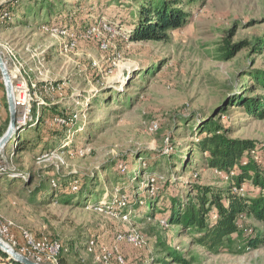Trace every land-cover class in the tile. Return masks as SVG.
Listing matches in <instances>:
<instances>
[{"label": "rangeland", "instance_id": "1", "mask_svg": "<svg viewBox=\"0 0 264 264\" xmlns=\"http://www.w3.org/2000/svg\"><path fill=\"white\" fill-rule=\"evenodd\" d=\"M11 3L9 19L1 8ZM134 10L137 0H0V21L9 19L0 24V57L12 96L20 86L31 109L23 119L16 108L15 128L0 149V229L10 231L0 240L34 264L62 257L106 264L103 255L107 264H158L160 236L191 264H264V245L212 255L186 246V238L171 242L176 229L164 219L171 196L184 199L190 185L223 187L227 180L198 160L202 120L218 114L231 139L253 142L251 158H264V120L232 106L219 112L253 87L249 74L264 70V51L241 46L228 60L215 51L226 41L236 50L264 40V0H203L188 9L182 29L156 42L130 40ZM66 105L75 112L69 123L50 121L43 110ZM45 113L47 122L36 127ZM9 121L0 72V139ZM75 177L80 191L68 186ZM238 223L264 231L250 219ZM18 231L56 244V252L23 250ZM129 235L139 236V245L126 242Z\"/></svg>", "mask_w": 264, "mask_h": 264}, {"label": "trees", "instance_id": "2", "mask_svg": "<svg viewBox=\"0 0 264 264\" xmlns=\"http://www.w3.org/2000/svg\"><path fill=\"white\" fill-rule=\"evenodd\" d=\"M201 1L203 0H137V10L131 13L135 25L133 34L129 37L130 40L134 42L161 41L168 33L182 29L190 17L188 9ZM1 9L9 16V19L12 17V3ZM73 16H65V19L75 21V25H88L87 22L82 23L80 18L76 20ZM7 20L0 21V24L6 23ZM61 21L64 19L62 18ZM238 46L236 50H232L226 41L221 48H216V55L219 59L228 60L241 46L250 47L252 53H261L264 51V40L255 39L252 43H243ZM249 77L254 84L253 87L245 86L244 92L232 97L225 108L219 111L220 114H226L227 108L232 106V108H241L246 115L256 120H264V70H253ZM257 87L263 93L256 95ZM43 110L53 115L50 121L58 118L69 123L75 115L74 107L70 105L59 106V108L51 106L48 109L43 107ZM46 113L43 116H37L36 127L47 122ZM196 131L198 137L194 147L200 155L198 160L206 168L224 174L227 180L223 187L190 185L184 199L171 196L170 205L167 208L169 214L164 217L165 223L176 229L172 232L170 241L175 243L180 237L186 238L188 242L186 246L190 244L193 247L205 249L212 255H218L224 251L229 254H242L245 251L261 248L264 245V231L261 232L260 229L248 231L238 221L239 219L253 220L264 230V164L261 161L264 159L263 156L260 158L261 162L253 160L250 155L257 151L254 143L231 139L228 135L229 130L222 124L218 114L202 120ZM38 133L40 134L37 140L45 137L46 133L42 131ZM22 143L25 142L22 141ZM182 167L187 168V164H183ZM69 185L77 187L78 191L82 186L77 177L71 180ZM244 185L250 187L251 194L240 192ZM62 189V184L57 183L56 190L60 193ZM254 192L257 194L254 195ZM125 195L128 198V195ZM19 233L23 239L22 233ZM29 236L31 237L30 234ZM39 239L34 240L39 241ZM157 246L161 249L160 258L156 260L158 264L192 263L184 258L181 250L167 246L162 236L158 238ZM64 251L62 245L60 254L63 255ZM166 260L169 262H165ZM6 263L18 264L0 251V264ZM58 264H68L67 259L65 257L58 259Z\"/></svg>", "mask_w": 264, "mask_h": 264}, {"label": "water", "instance_id": "3", "mask_svg": "<svg viewBox=\"0 0 264 264\" xmlns=\"http://www.w3.org/2000/svg\"><path fill=\"white\" fill-rule=\"evenodd\" d=\"M0 72L2 74L4 85H5V89H6V98H7V103H8L9 115H10V121H9L8 130L5 133V135L0 139V149H1L2 146H4V144L8 140V138L11 136V134H12L14 128H15V125H16V107H15V104H14V96H12V94H11L10 77L8 75V72L6 70L5 64H4V62H3L1 57H0ZM0 251H2L10 259H12L13 261H15L17 263H20V264H34L33 262H31L27 258L23 257L22 255L18 254L14 250H12L8 245L3 243L1 240H0Z\"/></svg>", "mask_w": 264, "mask_h": 264}, {"label": "bare ground", "instance_id": "4", "mask_svg": "<svg viewBox=\"0 0 264 264\" xmlns=\"http://www.w3.org/2000/svg\"><path fill=\"white\" fill-rule=\"evenodd\" d=\"M26 103H27V105H28V102H27V100H26ZM14 104H15V100H14ZM26 113H30V107L29 106H27V108H26ZM3 225V224H2ZM5 227H7V226H5ZM10 227V226H9ZM8 228V227H7ZM0 233H3V229L1 230L0 229ZM23 234H27L28 236H29V234L28 233H26V232H23ZM30 237V236H29ZM31 238V237H30ZM141 240V239H140ZM125 241L126 242H128V243H130V244H132V245H134L135 247L137 246V245H139V243H140V241H139V236H137V235H129V236H127L126 238H125ZM30 245H31V247L33 248V249H35V250H39V249H42V248H46L47 250H49V252L51 253V254H53L54 252H56V250H57V245L56 244H53V245H47L45 242H44V244H39V241H36V240H34V239H32L31 240V242L29 243V253H30ZM141 245V244H140ZM11 248V247H10ZM92 248V247H91ZM101 256V255H100ZM101 259L102 260H104L105 262H106V264H107V262L109 261L108 260V257L107 256H105V255H103V256H101Z\"/></svg>", "mask_w": 264, "mask_h": 264}, {"label": "built area", "instance_id": "5", "mask_svg": "<svg viewBox=\"0 0 264 264\" xmlns=\"http://www.w3.org/2000/svg\"><path fill=\"white\" fill-rule=\"evenodd\" d=\"M18 91L17 92V96L14 98L15 100V107L19 110H21L23 112V119L26 118V108L27 103H26V98H25V94L22 90V88L20 86H17ZM3 233H5L6 235L10 233L9 228L3 226ZM23 239H24V243H25V247L26 249H23L27 252H29V243L31 242L32 238H30L27 234H22ZM39 244H44V240L39 239Z\"/></svg>", "mask_w": 264, "mask_h": 264}]
</instances>
